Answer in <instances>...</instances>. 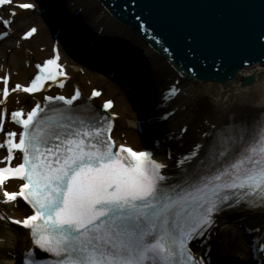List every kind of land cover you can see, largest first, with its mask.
<instances>
[{
    "label": "snow or ice",
    "instance_id": "snow-or-ice-1",
    "mask_svg": "<svg viewBox=\"0 0 264 264\" xmlns=\"http://www.w3.org/2000/svg\"><path fill=\"white\" fill-rule=\"evenodd\" d=\"M8 6L35 8L34 3L0 0V7ZM8 15L11 19L0 18L5 26L14 22L18 12ZM36 32L33 27L23 38ZM58 61L57 55L43 67L37 65L41 74L31 85L16 84L13 91L37 93L48 80L66 76L57 71ZM9 95L5 87L3 100ZM80 96L79 90L72 98L48 96L47 107L37 104L28 113H11V120L23 131L18 141L17 132L7 133L9 155L3 163L9 166L0 167V190L5 204L19 198L34 213L9 221L30 231L34 247L25 253L30 259L24 264H40L38 252L50 254L56 264H206L190 245L208 234L218 214L241 205L264 210V145L257 158L248 155L243 139L215 133L206 150L198 145L194 154L177 161L173 176L150 151L123 145L115 150L110 115L77 105ZM112 106L111 101L103 105ZM53 108L62 113V122L41 131L43 117ZM17 152L22 163L12 167ZM167 158L172 159L171 153ZM10 181L24 183L18 192H10Z\"/></svg>",
    "mask_w": 264,
    "mask_h": 264
},
{
    "label": "water",
    "instance_id": "water-1",
    "mask_svg": "<svg viewBox=\"0 0 264 264\" xmlns=\"http://www.w3.org/2000/svg\"><path fill=\"white\" fill-rule=\"evenodd\" d=\"M56 1L60 5L57 13L60 12L61 15L67 11H72L74 15L78 7L73 9L71 4L84 2L85 9L76 19L89 38L99 37L98 30L104 25L102 36L105 38L111 34L113 40L118 42L119 51L128 55V60L133 57L139 67L141 66L139 70L132 66L126 67V70H133L138 76L139 85L147 83L152 88L153 83L156 84L157 89L153 88L155 92L165 84L166 74L173 75L177 71L170 64L171 61L182 72H192L195 65V71L208 72L211 78L228 76L231 66L227 67L225 55L236 54L237 58L233 63L235 67L248 62L247 49L240 51L232 44L238 43L247 35L250 38L248 40L253 42L252 47L256 50L259 48L260 54L264 55V0H102L113 14L132 28L135 27L152 46L171 61L148 47L134 57V51L131 53L129 47L138 50V44L135 46V42L127 39L123 32L117 33L120 29L111 21V13L103 10L98 0ZM92 10L101 12L95 16L94 21L90 14ZM255 21L260 23L258 27ZM234 33H238L236 37L233 36ZM146 74L150 75L149 79ZM142 88L141 93L146 96L143 119L155 117L160 109L163 110L160 115H163L167 101L157 97L160 90L156 92L157 95L149 96L148 91ZM161 122L153 118L148 123L156 129ZM255 238L264 243V210L248 212L236 252L249 253Z\"/></svg>",
    "mask_w": 264,
    "mask_h": 264
},
{
    "label": "bare ground",
    "instance_id": "bare-ground-1",
    "mask_svg": "<svg viewBox=\"0 0 264 264\" xmlns=\"http://www.w3.org/2000/svg\"><path fill=\"white\" fill-rule=\"evenodd\" d=\"M30 17L28 11H19L16 16L18 26L23 20H28L29 22ZM12 36L15 37V30ZM42 37L43 36H40L38 39L39 42H43L44 39ZM40 55L41 52L38 46H35L34 52L31 54L29 50L21 44V46L16 48L13 52V61L21 60L32 63L34 61L33 59ZM21 68L20 66L18 75L15 77L16 80L21 79L23 74H27L33 67L31 64L30 67L25 68L24 71L21 70ZM86 70L89 75L95 72L88 67H86ZM263 72L264 67L252 65L240 70L237 80H233L231 83L218 85L215 83H187L185 80L179 79L178 71H175L173 76L181 81L183 92L172 103L167 102L168 108L166 112L174 110V113L169 117L168 121H162L156 129L149 123L144 124L143 127L145 131L143 137L137 131V120L143 119V117H139L137 113L133 112L126 101V97L121 95L118 103L113 107L114 111L120 113V119L117 121L115 128V135L118 138V142L121 143L125 140L129 145H133L135 148L140 149L145 143L147 145L153 143L152 140L154 137L158 136L161 140V146L157 154L159 158L164 159L167 155V151L171 153V155H178L183 151L186 152L190 150L189 147H191V143L194 141L197 142L198 140L207 143L209 140V133L213 131L212 128L214 125H220V123L222 125V122L225 120L232 119L233 122L240 126L245 125V123H253L256 120L254 117L258 119L262 112L259 108V104L264 103V78H259V75ZM248 75H254L255 82L252 85L247 84L243 86L240 81ZM74 78H76L75 75ZM87 78L89 77L78 76L80 81L77 83L85 89H90L91 86L86 82ZM91 79L93 84L97 82L95 77ZM73 84L74 83L71 84V87ZM103 97L104 95H101L100 99L95 100L93 103L100 102ZM125 117L131 119L128 124L122 122V119ZM253 118L255 120H253ZM184 127L189 128L188 132L183 137L178 138L181 134V129ZM204 134H206L205 138H203ZM201 155H203V152H201ZM175 157L176 156H174V158ZM182 158L183 156H181L180 159ZM168 163L171 164V161L168 160ZM175 167L177 168V161ZM0 198H3L1 192ZM0 212L2 216L8 218L9 214L20 216L21 209L18 207L15 208L12 204L6 206L0 204ZM240 212L242 214H239ZM247 215L248 211L240 209L237 212L226 215L222 219V229L228 233L229 237L234 233L237 237V242L234 237L229 238L230 246L226 247L227 252L232 251V249L236 251ZM4 225L7 226L8 224L4 223ZM229 228H231L230 231H228ZM9 229L13 230L14 228L10 227ZM10 230H5L4 228L0 235V264H17L22 258L23 251L28 249L31 245L28 233H24V231L18 229H15V232ZM219 250L221 249L219 248L218 251Z\"/></svg>",
    "mask_w": 264,
    "mask_h": 264
},
{
    "label": "rangeland",
    "instance_id": "rangeland-1",
    "mask_svg": "<svg viewBox=\"0 0 264 264\" xmlns=\"http://www.w3.org/2000/svg\"><path fill=\"white\" fill-rule=\"evenodd\" d=\"M49 41H50V39H49ZM32 44L33 43H29V46L31 47L32 46ZM7 46H9L8 44H6V45H4V47H7ZM45 54H49V50L48 51H46L45 52ZM5 57H6V55L8 56V54L6 53V55L5 54H3ZM9 59V56H8V58H7V60ZM98 77H99V82H97V84H102L103 86H108V85H111L110 86V90L109 89H106L107 90V92H108V94L109 95H115V94H117V92H116V90L115 89H117L116 88V85H114V84H112L111 82L109 83V82H106L105 84H103L104 82L102 81V80H100V78L101 79H104V80H106V81H109V80H107V78H105V77H103V76H99V75H97ZM119 94V93H118ZM130 103V102H129ZM131 104V103H130ZM135 111H136V109H134ZM136 112H138V110L136 111ZM124 122H125V124L126 123H129V121H130V119H128V118H125V120H123ZM0 229H2V227H0Z\"/></svg>",
    "mask_w": 264,
    "mask_h": 264
}]
</instances>
